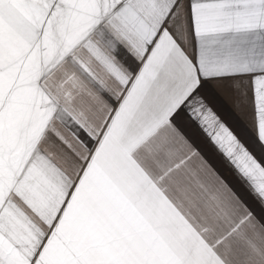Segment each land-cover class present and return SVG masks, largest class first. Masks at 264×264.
<instances>
[{
  "label": "snow or ice",
  "instance_id": "1",
  "mask_svg": "<svg viewBox=\"0 0 264 264\" xmlns=\"http://www.w3.org/2000/svg\"><path fill=\"white\" fill-rule=\"evenodd\" d=\"M0 264H264V0H0Z\"/></svg>",
  "mask_w": 264,
  "mask_h": 264
},
{
  "label": "crops",
  "instance_id": "2",
  "mask_svg": "<svg viewBox=\"0 0 264 264\" xmlns=\"http://www.w3.org/2000/svg\"><path fill=\"white\" fill-rule=\"evenodd\" d=\"M222 175L225 177V179L231 181L232 180V176H231V173L227 170H224V169H220Z\"/></svg>",
  "mask_w": 264,
  "mask_h": 264
}]
</instances>
